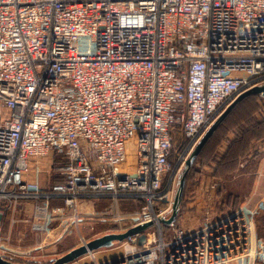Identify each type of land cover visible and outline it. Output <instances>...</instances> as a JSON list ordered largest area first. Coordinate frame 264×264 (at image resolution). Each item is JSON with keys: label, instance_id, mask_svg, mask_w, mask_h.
<instances>
[{"label": "built area", "instance_id": "built-area-1", "mask_svg": "<svg viewBox=\"0 0 264 264\" xmlns=\"http://www.w3.org/2000/svg\"><path fill=\"white\" fill-rule=\"evenodd\" d=\"M262 83L264 0H0V250L5 210L22 199L48 233L55 218L82 220L83 198H141L117 231L152 221L145 241L135 233L85 264H256L264 202L170 234L159 217L207 129ZM49 155L63 180L44 187L29 175Z\"/></svg>", "mask_w": 264, "mask_h": 264}, {"label": "crops", "instance_id": "crops-1", "mask_svg": "<svg viewBox=\"0 0 264 264\" xmlns=\"http://www.w3.org/2000/svg\"><path fill=\"white\" fill-rule=\"evenodd\" d=\"M227 147L228 143H223L218 148L216 152L217 159L225 153ZM43 159L49 160L48 163L51 165L54 158L52 155L42 158L39 164L40 167ZM215 165V162L204 165L202 172L199 174L200 178L198 177V180H195L191 185V196L187 197L189 202L186 207L189 211L188 221H185V224L189 221L193 222H191V226H186V229L194 230L200 227V221L205 216L200 219L199 216L197 218L192 214V211L198 205H201L202 211H208L210 209V213L207 215L211 217V214L224 211L226 204L230 212L239 207H245L247 210L255 211L259 203L264 202V138L254 140L249 155L240 162L239 167L234 172L225 177L219 178L214 175ZM39 178H41V175H39ZM224 190H227V198H223ZM217 196H221V198L218 199ZM85 199H88L90 203H86V200H83L82 210H90L91 212L98 211L94 207L95 205L92 204L95 198ZM102 199L109 200L110 198L105 197ZM213 201L216 205L219 204V201L223 202L220 207H216L218 211H213V208L211 209V203ZM35 204V201L32 199H22L12 208L5 210L3 216V233L8 239V245L12 247L13 245L16 247H24V249H30V247L35 248L47 242L48 234L51 235L52 230H59L61 224L57 222V218L52 221L48 233L36 232L32 228L31 219L35 211ZM54 222L57 223L53 224Z\"/></svg>", "mask_w": 264, "mask_h": 264}, {"label": "rangeland", "instance_id": "rangeland-1", "mask_svg": "<svg viewBox=\"0 0 264 264\" xmlns=\"http://www.w3.org/2000/svg\"><path fill=\"white\" fill-rule=\"evenodd\" d=\"M263 100L264 98L262 97L261 101L264 103ZM0 111L3 116H6L8 114L7 109L3 106L1 101H0ZM137 140H138V133H136L134 137L129 138L127 141V147H128L127 158L130 162L131 170H134L135 165H136L133 160V156H134L135 149L137 147ZM179 144L183 145L182 138L177 139L175 147L178 148ZM48 162L49 160L47 161V159L45 160L43 159L41 167L34 166L30 173L31 175L30 177L33 179H38L44 187H46L51 181H53L54 177L61 176L60 174H58V169L54 163V160L51 165ZM46 163L48 164L46 165ZM39 175H41V178H39ZM198 177L199 175L191 178L188 181L185 207L183 208L181 214H179V217H178L177 224H179V226L182 227L186 231H189V229H186V226H191L192 225L191 222H193V221L191 222L189 221L185 224V221H188V214H189L188 213L189 211L186 208L189 202L187 197L191 196L190 195V191L192 190L191 185L195 182V180H198ZM217 198L220 199L221 196L220 197L217 196ZM223 198H227V190H224ZM83 200H86L85 201L86 203L87 202L90 203L89 200L85 198L79 201V210L81 213L82 220L77 222L76 220L70 221L69 219L61 220L58 218L57 222L58 223L60 222L59 224H61V226L59 225L60 226L59 230H52L51 235L48 234L49 236H48L47 242H45L44 244H40V247L34 248L33 251L29 254L24 255V254H12L11 253L12 255H14L15 259L19 261L27 262V263L47 262L51 258L57 257L61 255L62 253L68 251L70 248L80 245L81 243L84 242L83 241L84 239L89 240L103 233L119 230L121 227H124L125 225L129 224L131 222V215L136 214L141 208V204L128 202L127 200L121 199L119 200V202H116L112 200L111 198L109 200L102 199V198L101 199L95 198L93 199L94 203L92 202V204L95 205L94 207L98 211L91 212L90 210L89 211L82 210L81 206H83L82 204ZM222 201H219L218 205L214 204V201H213L211 203V209L213 208L214 209L213 211H218L216 207H220V205L223 204ZM225 207L226 208L224 211L211 214L212 216L208 217L207 214L210 213L209 212L210 209H208V211L206 210L202 211L201 205H198L196 209L194 210L192 209L193 210L192 214L195 215L197 218L199 216L200 219L205 216L203 220L200 221L201 223L199 226H201L208 221L216 220L218 218L223 217L227 213H229L230 209L228 208L227 204L225 205ZM118 213H120L123 217L121 220L117 221V219L115 218L116 216L119 215ZM57 222H54L53 224ZM175 226L176 225H172V226H169L163 229L167 234H170L175 229ZM66 227H68V229L66 232H64ZM261 227H262V224H260L259 221L256 219V235L258 238H260L259 237L260 235L264 238V228L262 230ZM262 241L263 242L261 243H264V239ZM6 244H8V242ZM119 246H120L119 243H117L116 245L109 247L108 249L101 248L97 251V254L99 257L109 255L111 253L118 251ZM13 247L27 250V249H24V247H16L14 245ZM1 251L2 250H0V252ZM89 257H90L89 254H86L67 264H85L90 260ZM256 264H264V254L263 253L261 254L260 258H258V260L256 261Z\"/></svg>", "mask_w": 264, "mask_h": 264}, {"label": "trees", "instance_id": "trees-1", "mask_svg": "<svg viewBox=\"0 0 264 264\" xmlns=\"http://www.w3.org/2000/svg\"><path fill=\"white\" fill-rule=\"evenodd\" d=\"M261 100V95L257 93H252L242 98L230 110L202 146L186 176V185L180 214L185 207L188 181L199 175L204 165L215 162L214 175L223 178L234 172L239 167L240 162L249 155L254 140L264 138V103ZM223 143H228V147L225 153L217 159L216 152ZM182 148L183 145L180 144L178 148H174L172 153L173 161L176 160V155ZM53 180L61 181L63 177L56 176ZM122 200L141 205L144 203L141 198H122ZM256 219L262 224L261 229L263 230L264 209L257 215ZM177 223L178 218L171 225L163 224V228L176 225ZM259 237L262 240L264 239L261 235Z\"/></svg>", "mask_w": 264, "mask_h": 264}, {"label": "water", "instance_id": "water-1", "mask_svg": "<svg viewBox=\"0 0 264 264\" xmlns=\"http://www.w3.org/2000/svg\"><path fill=\"white\" fill-rule=\"evenodd\" d=\"M257 93L264 96V83L255 85L242 93H240L216 118V120L212 123V125L207 129L195 147L189 153L182 169L178 175V182H177V189L172 205V209L168 215H160L159 219L163 224L171 225L173 224L180 214V208L183 201L184 189L186 185V176L193 165L196 157L198 156L200 149L205 144L207 139L210 135L214 132V130L218 127V125L222 122L225 116L230 112V110L246 95ZM134 220H138V217H134ZM153 225L152 221L141 222L130 226L126 230L123 231H109L103 233L101 235L95 236L85 243H81L80 245L74 246L70 248L68 251L62 253L57 257L51 258L49 261L44 263H27L23 261L16 260L14 255L12 254H29L33 251L34 248H30L27 250L19 249L12 247L10 245L3 244L2 248L4 251L0 252V264H67L70 263L79 257L86 255L89 251L97 250L104 247H112L116 242L123 241L124 239L128 238L129 236L139 233V244H142L145 239L146 235L144 230L148 227ZM68 227H66V232ZM37 246L35 248H38ZM12 253V254H11Z\"/></svg>", "mask_w": 264, "mask_h": 264}]
</instances>
